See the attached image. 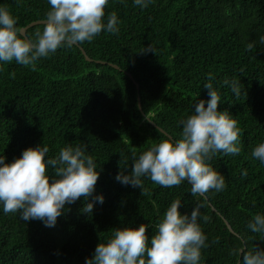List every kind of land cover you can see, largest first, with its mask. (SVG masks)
I'll return each instance as SVG.
<instances>
[{"label": "trees", "instance_id": "obj_1", "mask_svg": "<svg viewBox=\"0 0 264 264\" xmlns=\"http://www.w3.org/2000/svg\"><path fill=\"white\" fill-rule=\"evenodd\" d=\"M0 7L21 29L45 20L51 8L48 0H0ZM111 12L120 22L117 34L102 31L91 43L61 47L38 60L34 70L0 61L5 163L40 145L49 147L46 159L63 147L81 146L100 173L92 196L66 204L54 227L21 220L19 212L5 214L0 204V264H86L116 229L144 224L151 239L176 200L181 215L190 216L202 205L197 222L208 247L201 249L199 264H242L234 250H264V234L248 228L255 215H264V163L251 155L264 143V0H152L147 8L134 0H109L105 23ZM42 28L28 29L27 36L35 40ZM150 45L154 53L145 52ZM233 80L243 85L239 97L231 90ZM209 82L221 98L218 111H227L241 130L239 154L220 152L206 161L224 176L225 189L193 196L187 181L166 188L145 176L142 195L141 188L118 181V174H131L134 153L138 159L170 139L151 121L173 140L181 139V121L194 114L200 100L207 107L210 97L203 85ZM47 174L50 182L55 179L51 166ZM99 196L102 204L96 201L91 214L82 212Z\"/></svg>", "mask_w": 264, "mask_h": 264}, {"label": "clouds", "instance_id": "obj_2", "mask_svg": "<svg viewBox=\"0 0 264 264\" xmlns=\"http://www.w3.org/2000/svg\"><path fill=\"white\" fill-rule=\"evenodd\" d=\"M152 0H134L140 8H147ZM51 8L42 22L43 28L35 32V40L24 35L17 27V20L6 7H0V61L32 66L41 58H47L61 47L72 48L85 42L91 43L102 31L117 34L120 23L116 12H111L104 22L109 0H48ZM264 43V36L260 37ZM254 45L250 43L247 50ZM145 52H153L151 45ZM15 73H12L14 77ZM208 79H213L208 74ZM224 84H229L226 79ZM210 99L195 104L194 114L181 121V139H164L139 155L133 154L134 163L130 175L118 174L116 179L124 185L144 189L142 177L162 187H178L182 182L191 184L193 196H206L210 191L225 189V178L206 161L217 153L239 154L240 129L237 120L227 111H218L220 96L211 82L203 85ZM243 85L233 80L232 92L239 97ZM48 146L29 148L22 158L5 163L0 156V204L3 211L20 213L24 221H43L46 227H54L63 214L66 204L79 198L87 200L95 191L100 173L94 158L85 155L81 146L59 149L55 158L46 159ZM252 157L264 163V143L254 147ZM54 170L55 179L50 182L48 167ZM247 173L245 172L244 175ZM104 202L103 196L88 203L82 212L91 214L94 203ZM181 201H174L157 225V232L149 239L148 227L116 229L106 243H99L94 256L86 264H199L201 249L207 248V236L198 221L200 207L191 215H181ZM207 222L208 217H202ZM251 232L264 234V215L257 214L248 224ZM219 238L213 240L218 243ZM233 254L243 257L242 264H264V250H246L244 246Z\"/></svg>", "mask_w": 264, "mask_h": 264}, {"label": "water", "instance_id": "obj_3", "mask_svg": "<svg viewBox=\"0 0 264 264\" xmlns=\"http://www.w3.org/2000/svg\"><path fill=\"white\" fill-rule=\"evenodd\" d=\"M43 21H44V20H43ZM43 21H36V22H33V23H31L29 26H27L26 28H23V33H24V35L27 36V31H28V29L33 28V27H35V26L43 25V23H42ZM81 51H82L83 54L86 56V60H87V61H89V62H93V60H92L91 58H89V57L86 55V52H85L82 48H81ZM98 64H102V65H106V66L109 65V66H111L112 68H114V69H116V70H120V67H119V66L114 65V64H109V63H107V62H101V61H98ZM126 74L130 77L131 80L134 81V79H133V77H132L131 74H129V73H126ZM135 85H136L137 89L139 90V85H138L137 83H135ZM139 108H140V110L142 111V105H141V102H140V101H139ZM151 124H152L154 127L158 128L162 133H164V134H166L167 136H169V138H170L171 140H173L172 137H171L170 135H168L163 129H161L160 127H158L154 122L151 121ZM227 225H228L229 230H230L232 233H235V232L233 231L232 227L229 225L228 222H227ZM240 263H241V260H239L238 264H240Z\"/></svg>", "mask_w": 264, "mask_h": 264}]
</instances>
